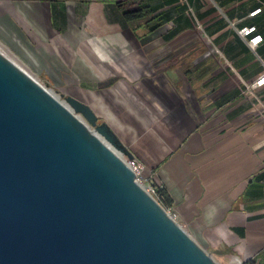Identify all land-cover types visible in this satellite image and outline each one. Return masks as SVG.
Here are the masks:
<instances>
[{"label": "crops", "instance_id": "obj_1", "mask_svg": "<svg viewBox=\"0 0 264 264\" xmlns=\"http://www.w3.org/2000/svg\"><path fill=\"white\" fill-rule=\"evenodd\" d=\"M251 26L264 37V0H0V50L108 122L221 264H264Z\"/></svg>", "mask_w": 264, "mask_h": 264}, {"label": "water", "instance_id": "obj_2", "mask_svg": "<svg viewBox=\"0 0 264 264\" xmlns=\"http://www.w3.org/2000/svg\"><path fill=\"white\" fill-rule=\"evenodd\" d=\"M91 106L0 50V264H221Z\"/></svg>", "mask_w": 264, "mask_h": 264}, {"label": "built area", "instance_id": "obj_3", "mask_svg": "<svg viewBox=\"0 0 264 264\" xmlns=\"http://www.w3.org/2000/svg\"><path fill=\"white\" fill-rule=\"evenodd\" d=\"M261 9L254 11L252 14H256ZM239 34L247 39V42L251 49L256 50L258 46L264 42V37L262 34L257 33V27H245L239 30ZM264 63V61H263ZM264 85V72L253 82L252 85H248L247 88L250 90L253 87H260ZM127 163L133 168L136 173V180L141 184L145 185L147 190L151 192L158 200V192L157 189L149 184V177L143 173V166L134 158L127 159ZM175 217V214L172 212L171 208H167Z\"/></svg>", "mask_w": 264, "mask_h": 264}, {"label": "rangeland", "instance_id": "obj_4", "mask_svg": "<svg viewBox=\"0 0 264 264\" xmlns=\"http://www.w3.org/2000/svg\"><path fill=\"white\" fill-rule=\"evenodd\" d=\"M33 76L41 83V84H43L45 87H47L48 89H50V90H52L57 96H59L62 100H65V97L67 96V95H65L64 93H63V91H61L60 90V88H59V86H57L54 82H47V81H45V80H43L42 78H41V76H37V75H34L33 74ZM197 239V238H196ZM198 240V239H197ZM198 242L204 247V248H206L207 250H209L210 251V249L209 248H207V246H206V244L203 242V241H201V240H198ZM211 252V251H210ZM212 253V252H211ZM215 258H216V256L215 255H213ZM217 259V258H216ZM218 260V259H217ZM219 261V260H218Z\"/></svg>", "mask_w": 264, "mask_h": 264}, {"label": "trees", "instance_id": "obj_5", "mask_svg": "<svg viewBox=\"0 0 264 264\" xmlns=\"http://www.w3.org/2000/svg\"><path fill=\"white\" fill-rule=\"evenodd\" d=\"M127 16L132 19V17L137 16V12L127 13ZM157 192H158L159 201L161 202V204H163V206H165L166 208H170L172 205V200L169 197V195L163 189L157 190ZM245 264H255V263L250 261Z\"/></svg>", "mask_w": 264, "mask_h": 264}]
</instances>
